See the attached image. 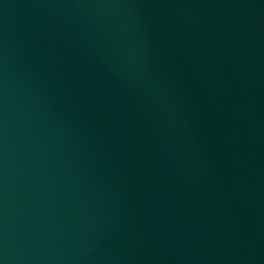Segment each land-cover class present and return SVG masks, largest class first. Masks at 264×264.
I'll use <instances>...</instances> for the list:
<instances>
[{
    "label": "water",
    "instance_id": "water-1",
    "mask_svg": "<svg viewBox=\"0 0 264 264\" xmlns=\"http://www.w3.org/2000/svg\"><path fill=\"white\" fill-rule=\"evenodd\" d=\"M0 264H264V0H0Z\"/></svg>",
    "mask_w": 264,
    "mask_h": 264
}]
</instances>
